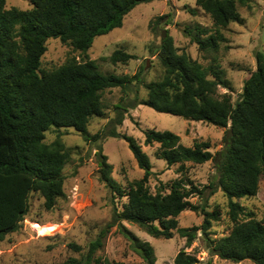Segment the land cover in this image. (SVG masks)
Masks as SVG:
<instances>
[{
	"label": "trees",
	"instance_id": "obj_1",
	"mask_svg": "<svg viewBox=\"0 0 264 264\" xmlns=\"http://www.w3.org/2000/svg\"><path fill=\"white\" fill-rule=\"evenodd\" d=\"M149 0H29L30 7H6L0 0V241L17 231L29 211V197L38 193L43 207L50 210L57 199L64 196L65 163L70 159L69 148L60 136L51 143L44 142L45 131L73 127L83 139H89L87 126L92 116H103V91L119 87L127 96V87L138 74L103 73L94 60L85 55L82 60L68 58L51 69H41L40 58L46 50L48 38H58L73 49L86 53L93 39L122 25V20L135 5ZM237 2L248 0H195V5L208 13L212 27L220 29L232 21H240ZM190 14L197 9L185 6ZM171 12L157 16L155 25L170 24ZM164 21L162 22V20ZM152 23V22H151ZM186 35L201 51L217 53L220 34H208V28L196 24L185 27ZM256 68L244 80L240 96L232 102L228 93H219L218 86L230 90L225 70L216 58L203 65L174 45L168 28L162 29L158 58L164 67L161 80L145 84L146 97L124 104L123 100L114 124L120 125L126 107L138 103L156 111L182 116L186 119L211 123L223 129L222 147L213 154L207 141H194L190 147L179 143V137L168 130H144V143H157V158L168 165L184 162L202 164L213 161L217 174L205 195L191 181L174 179L151 192L148 180L155 172L134 138L120 135L115 128L108 136L123 137L143 175L120 186L112 177L107 157L97 150L99 178L116 197H126L121 211L113 210L112 223L125 220L137 224L154 237L170 238L177 232L188 247L198 230L206 240L209 255L234 262L251 260L264 264V215L260 220L239 219L243 207L233 198L254 196L264 177V52L254 54ZM134 56L116 49L108 57L112 63H126ZM125 96V97H126ZM103 133L98 132L93 139ZM106 136V135H105ZM180 171V168L178 169ZM164 189L166 191H164ZM220 189L228 198L229 218L233 222L229 233L211 238L210 228L218 213L204 211V204H193L189 197L199 196L204 203L207 196ZM184 210L202 211L199 226H178V215ZM110 224L106 226L109 227ZM121 231L130 239V246L144 264H154L155 256L148 242L139 240L126 228ZM105 229V230H106ZM79 251L80 245L70 243ZM101 246L100 239L90 242L88 251L80 258L68 257L62 264H124L93 257ZM174 264H195L196 258L180 249ZM137 264V263H133ZM210 264V263H208Z\"/></svg>",
	"mask_w": 264,
	"mask_h": 264
},
{
	"label": "rangeland",
	"instance_id": "obj_2",
	"mask_svg": "<svg viewBox=\"0 0 264 264\" xmlns=\"http://www.w3.org/2000/svg\"><path fill=\"white\" fill-rule=\"evenodd\" d=\"M10 6L26 9L31 5L29 0H6V7ZM185 6L197 9L196 13L190 14ZM237 7L240 21H232L224 28L215 29L212 27L210 15L197 8L195 0H149L138 3L125 14L120 27L96 36L86 53L73 49L70 44L63 43L58 38H48L46 50L40 58L41 69L48 70L59 66L70 57L82 60L86 55L95 61L98 70L103 73L129 76L138 74V80L129 84L127 96L119 87L103 91L104 114L101 117L92 116L87 126L90 136L103 133L98 139L89 136L85 140L73 127L57 129L51 126L44 132V142L51 143L60 136L69 148L70 159L62 170L64 196L57 199L52 209L46 210L42 205L43 198L32 192L29 197V211L24 215L20 228L8 233L0 241V264H62L68 257L80 258L88 251L90 242L96 239H100L101 246L94 251L93 257L121 261L124 264H144L119 225L139 240L149 243L155 256L154 264H174L173 258L182 248L196 258L195 264H254L248 259L237 263L209 255L201 230L197 231L191 245L186 247L185 238L175 231L172 237L163 238L151 236L137 224L125 220L111 225L114 208L121 211L126 197H116L100 180L98 173L97 150L101 146L102 153L112 166L111 177L120 186L126 187L129 181L143 175L128 142L123 137L107 135L111 128H115L120 135L132 137L141 145L155 172L148 180L151 192L157 191L160 183L165 186L179 178L186 185L191 181L198 188L210 185L217 174L213 161L202 164L184 162L182 169L179 163L168 165L164 159L154 155L157 143H144V130L173 132L179 137V143L186 147L192 146L194 141H207L210 144L209 151L215 154L222 147V128L211 123L159 112L142 103L134 108L126 107L127 112L124 113L122 123L116 125L114 119L117 118L119 109L115 105L121 103V100L125 105L134 102L135 96L138 100L145 98V84L163 77L164 67L158 58L163 28H168L179 52L185 51L192 59L206 66L212 58L218 60L220 67L225 70L231 89L218 86L217 91L228 93L232 102H235L240 96L244 80L256 68L255 52H264V0H248L246 5L237 2ZM168 12H171L170 24L153 23L157 16ZM196 24L208 28V34L218 31L220 39L217 41V53L201 51L191 37L186 35L184 28L194 27ZM116 49L134 57L126 63H112L108 57ZM204 189L207 195L210 188ZM189 200L193 204H204V211L218 213V220L211 223V238H220L229 233L233 222L229 218L228 198L220 189L207 196L206 203L196 195L189 197ZM233 201L243 207L244 212L239 215L241 221L251 217L260 220L264 215V177H261L254 196L233 198ZM203 218L204 214L200 210H184L177 217L178 226H199ZM108 224L110 226L106 229ZM70 243L80 245L81 249L74 250L69 246Z\"/></svg>",
	"mask_w": 264,
	"mask_h": 264
}]
</instances>
